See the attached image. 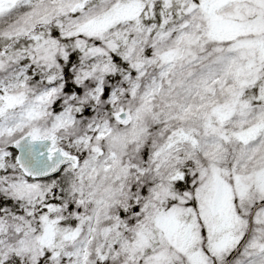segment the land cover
Segmentation results:
<instances>
[{"label": "snow or ice", "instance_id": "obj_1", "mask_svg": "<svg viewBox=\"0 0 264 264\" xmlns=\"http://www.w3.org/2000/svg\"><path fill=\"white\" fill-rule=\"evenodd\" d=\"M0 264H264V0H0Z\"/></svg>", "mask_w": 264, "mask_h": 264}]
</instances>
